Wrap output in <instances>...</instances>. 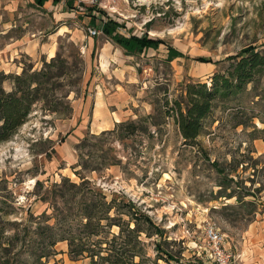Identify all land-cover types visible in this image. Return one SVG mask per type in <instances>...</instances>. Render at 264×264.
<instances>
[{
	"label": "rangeland",
	"instance_id": "374dc122",
	"mask_svg": "<svg viewBox=\"0 0 264 264\" xmlns=\"http://www.w3.org/2000/svg\"><path fill=\"white\" fill-rule=\"evenodd\" d=\"M90 7L97 24L112 19L124 36L161 43L127 55L101 32L89 36L96 28ZM250 45L264 51V0H104L98 7L50 0L41 8L34 0H0L4 90L23 69L48 64L51 73L44 98L0 144V198L10 204H0L9 212L0 221L39 216L55 184H78L79 170L107 201L124 196L162 230V237L142 235L145 264L158 257L154 241L177 257L157 264H215L211 226L232 264H264V78L217 102L194 141L183 140L171 110L183 84L210 86L213 73L227 66L215 63ZM171 47L182 56L167 62ZM127 120L140 122L134 134L123 137L118 127L101 135ZM103 157L115 164L105 168ZM54 249L44 264L89 263L71 260L66 242Z\"/></svg>",
	"mask_w": 264,
	"mask_h": 264
},
{
	"label": "trees",
	"instance_id": "16d2710c",
	"mask_svg": "<svg viewBox=\"0 0 264 264\" xmlns=\"http://www.w3.org/2000/svg\"><path fill=\"white\" fill-rule=\"evenodd\" d=\"M48 1L34 0V4L41 8ZM60 1L51 0L52 4ZM68 4L71 5V2ZM91 9L88 8L89 23L127 55H138L146 48H157L161 43L146 36H124L118 31L124 26L112 19L99 20L97 24ZM180 56L182 54L171 47L165 60L170 62ZM219 63H227V66L213 73L210 86L199 81L186 82L182 85L181 100L174 101L171 110L185 141H194L201 134L202 121L217 102L242 93L246 85L264 78V51L251 45L215 64ZM47 66L45 64L42 70L31 73L23 69L20 75H13L14 87L11 91L4 90L2 84L8 76L0 72V144L13 136L26 121L32 105L44 98L40 91L51 78V73L46 71ZM144 120L139 119L140 122ZM139 121L116 123L115 129L103 131L101 135L111 134L118 127L125 130L123 137L132 135ZM89 138L93 140L96 137L91 135L85 140ZM81 147L82 143H78L75 149L80 150ZM105 158L102 161L105 168L115 164L107 163ZM78 166L76 163L73 168ZM85 168L87 171L96 170L88 166ZM75 174L80 182L76 184L62 178L60 184H55L57 190L51 193L52 198L42 200L49 206L39 216L34 217L29 212L28 217L19 222L0 221V264H44L43 259L56 254L54 247L59 242L67 243V254L73 261L88 259V264H145L142 235L147 238L153 235L162 237V230L148 214L124 196H120L122 200L118 203L117 195L107 201L105 194L80 175L79 170ZM35 185H39V181ZM6 199L0 198V204L9 207ZM48 209L50 213H47ZM7 214L8 210L0 206V220ZM113 227L118 229L116 233L112 231ZM153 245L158 257L155 261L148 260L150 264H157L158 259L166 263L177 260L176 254L164 249L159 241H154Z\"/></svg>",
	"mask_w": 264,
	"mask_h": 264
},
{
	"label": "built area",
	"instance_id": "2783aa9c",
	"mask_svg": "<svg viewBox=\"0 0 264 264\" xmlns=\"http://www.w3.org/2000/svg\"><path fill=\"white\" fill-rule=\"evenodd\" d=\"M75 5L98 7L104 0H72ZM89 36H95L100 33L96 28H88ZM206 236L210 244V254L215 264H232V256L222 246V235L215 227H208Z\"/></svg>",
	"mask_w": 264,
	"mask_h": 264
},
{
	"label": "bare ground",
	"instance_id": "6f19581e",
	"mask_svg": "<svg viewBox=\"0 0 264 264\" xmlns=\"http://www.w3.org/2000/svg\"><path fill=\"white\" fill-rule=\"evenodd\" d=\"M99 124V123H98ZM102 128V127H101Z\"/></svg>",
	"mask_w": 264,
	"mask_h": 264
}]
</instances>
